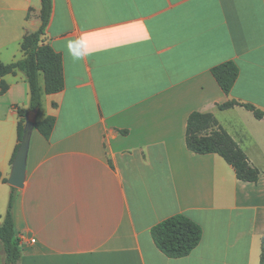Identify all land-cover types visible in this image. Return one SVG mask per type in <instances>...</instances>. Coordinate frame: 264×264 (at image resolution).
Returning a JSON list of instances; mask_svg holds the SVG:
<instances>
[{"label":"crops","instance_id":"1","mask_svg":"<svg viewBox=\"0 0 264 264\" xmlns=\"http://www.w3.org/2000/svg\"><path fill=\"white\" fill-rule=\"evenodd\" d=\"M43 37L63 59L65 87L46 94L49 138L32 126L21 189L9 185L20 149L26 76L0 92V224L15 189L20 264H261L264 242V0H51ZM41 0H0V62L24 58L41 25ZM233 62L225 94L212 70ZM212 114L260 172L240 181L218 154L186 144L192 113ZM23 130V135H24ZM183 214L200 245L170 259L151 229ZM0 247V264H4Z\"/></svg>","mask_w":264,"mask_h":264},{"label":"trees","instance_id":"2","mask_svg":"<svg viewBox=\"0 0 264 264\" xmlns=\"http://www.w3.org/2000/svg\"><path fill=\"white\" fill-rule=\"evenodd\" d=\"M42 25L37 32L25 36L21 49L24 58L11 65L0 62V92L7 89L3 78L17 71L26 76L30 90V106L27 111L19 110L21 117L26 119L29 112H38L41 108V89L38 85L39 73L44 74L46 94H56L65 87L63 59L51 46L44 43L43 37L48 25L52 4L51 0H41ZM213 76L225 94H230L239 77V68L233 62L224 63L212 70ZM243 106L252 111L257 119H262L264 113L252 105L236 101L228 102L219 107L221 110ZM55 125V119L47 118L35 123V128L49 138ZM24 126H19V138L22 140ZM186 144L188 149L199 155L218 154L235 171L240 181L256 183L260 172L253 168L242 149L231 136L219 126L212 114L192 113L188 119ZM1 179V174H0ZM15 189H12L8 210L0 224V244L4 251V264H20L22 258V241L17 237L13 220ZM2 217H0L1 220ZM155 246L170 259H181L189 256L201 243L203 228L183 214L173 215L158 223L151 229ZM261 264H264V242L261 254Z\"/></svg>","mask_w":264,"mask_h":264},{"label":"water","instance_id":"3","mask_svg":"<svg viewBox=\"0 0 264 264\" xmlns=\"http://www.w3.org/2000/svg\"><path fill=\"white\" fill-rule=\"evenodd\" d=\"M36 112H31L28 115L27 125L24 130L23 140L20 149L17 153L13 164V171L11 177L8 181L9 185L21 189L24 186L25 176H26V157L29 145V136L33 124L36 120Z\"/></svg>","mask_w":264,"mask_h":264},{"label":"rangeland","instance_id":"4","mask_svg":"<svg viewBox=\"0 0 264 264\" xmlns=\"http://www.w3.org/2000/svg\"><path fill=\"white\" fill-rule=\"evenodd\" d=\"M0 247H2L1 244H0Z\"/></svg>","mask_w":264,"mask_h":264}]
</instances>
